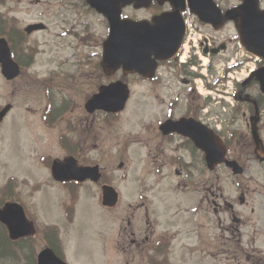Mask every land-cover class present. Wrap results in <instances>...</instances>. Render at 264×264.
<instances>
[{"label":"flooded vegetation","instance_id":"obj_1","mask_svg":"<svg viewBox=\"0 0 264 264\" xmlns=\"http://www.w3.org/2000/svg\"><path fill=\"white\" fill-rule=\"evenodd\" d=\"M244 2L245 0H237V2L233 0H140L123 5L121 7L122 17L134 22H142L145 29V64L142 66L144 72L132 71L129 74H124L121 69L113 75H107L102 68L104 57L101 48L110 31L108 20L100 11L91 7L87 0L73 2L76 6H72V9L76 13L80 12L83 15L82 10L86 9L88 13L93 12L103 18L108 32L102 39L101 36L92 37L89 30L91 21L83 20L82 33L84 37H81L78 34H71L76 29L72 30L71 24L68 23L67 34L77 38L80 44L92 46L93 52L82 55L80 58H73L69 63H72L71 68L74 71H59L62 75L61 83L53 81L54 77L59 74L57 72L52 73L53 82H45L49 90L56 88L55 92L64 93L61 99L57 98L58 95L55 97V94H50L49 105L44 112L47 125L54 127L56 122L63 121V115L68 110L78 112L73 120L69 118L68 131L65 130L57 135L60 153L48 158L43 156L45 159H50V161H46L45 166L49 170L51 184L53 182L59 185L67 197L64 198L61 206L66 222L71 220L70 224L75 225L76 223V208L73 202L80 196L82 189L93 188L97 204L102 206L106 212L115 211L121 204L123 194L113 184L115 172L107 173L102 166V162L107 157L105 155L108 154H101V145L93 141L89 143V145L94 143L91 150L86 149L85 144L89 141L84 136L83 127L98 124L101 116L118 118L125 112L126 108L118 113L104 111L90 102L98 95L103 85H111L117 81L128 85L131 92L130 101L132 87L129 82L125 81V78L128 77L130 79L137 78L152 85L150 87H152L155 98L161 102L156 104L155 109H146V114L143 117L147 119L148 124H144L143 142L148 148L149 158L152 159L150 172L153 177L164 175L166 170H169L170 167L173 168L177 177V182L173 184L177 196L191 195L201 185L197 175H207L204 179V193L201 190L202 199L198 198L200 201L198 204L202 209V204L206 201L208 204L211 203L213 212H219L221 204L212 198L215 195L214 185L210 181L211 176H208L215 170L209 169L204 151L195 144L196 139H204L210 131H215L223 139L228 149V156L240 163L244 168V173L247 171V167L240 161L247 153L244 150L250 149L256 163L264 166V161L258 159L263 158L261 149L264 148V91L259 78L254 76V72L264 68V57L248 55L245 52L241 54L237 49L238 43L241 42L237 22L226 19L227 13L231 9L238 8ZM5 3L7 0H0V5ZM257 4L256 10L264 15V0H257ZM12 19L16 20V18ZM257 19L264 21V16ZM9 23L3 12L0 11V38L7 41L13 58L21 63L22 72L24 68L22 60H28V63H31L32 52L26 53L22 47L19 50L16 48V43L20 42L22 45L25 40L24 32L16 26H10ZM46 28L45 26L40 30ZM35 31L39 30L34 29V31L28 32V29H25L28 35ZM196 34L205 36L198 46L193 44V36ZM259 35L261 36L262 33L260 32ZM215 50L216 52L219 50V52L215 53ZM219 60L225 64L227 77L235 79L236 75L240 74L241 80L238 79L237 83L232 82L230 86L223 84V80H219V78L212 81V78L217 75L215 67ZM82 65H88L90 70H86L84 73H89V78L94 81L99 80V83L86 88L81 103L78 95L68 93L65 86L77 87L80 85ZM119 72H122V78L121 76L113 78ZM101 79L106 82H102ZM63 82L65 86H62ZM58 85L59 87H57ZM220 85H224L226 88L221 89ZM147 90L143 93L145 100L151 98L149 90ZM229 93H231L232 100L227 103L225 98ZM218 98H222V101H218ZM60 102L61 106H59ZM153 104L146 102L145 106L150 107ZM64 106L69 109L60 113V109ZM46 127L48 128V126ZM258 142H260V151H257ZM125 143L131 144L132 141ZM257 152L260 153V157ZM71 158L75 159L76 167L92 168L97 166L100 168V176L94 180L93 173L86 171L81 172L78 175L79 179L76 180L71 176L76 175V169L64 164L65 171L70 172L71 175H68L65 181L56 179L52 171L55 160L66 161ZM119 168H125L124 162L120 163ZM128 177L130 175L127 171L125 178ZM152 184L154 186L147 190L148 193L146 191L141 193L135 202L134 199L131 200V203L126 206V210L124 209L127 214L122 217V220L116 218L120 225L117 226V223L114 225V233L118 236L103 238L101 246L103 251H109L113 244L115 264H173L171 255H181L182 253L185 256L184 262L188 259L183 249H190V247H179L181 232L176 226L179 225L180 216L174 206L169 205L168 209L171 213L169 218L171 217L176 223L170 224L171 227L167 222L160 221V214H155V211H159L162 206L159 200L154 202V196L156 197L155 191L160 192L161 188H159L160 184ZM246 185L244 181L241 182L244 189L243 196H240L242 203L245 202L244 196L248 191V185L247 187ZM107 186L118 189L119 204L116 207H109L103 203L104 188ZM8 191L9 187L5 193ZM12 198H14L13 193L0 197V208L7 203H17L24 207L34 229L31 241L32 244H35V239L42 235V232L39 231L40 227L31 218L23 200L17 201ZM198 200L195 203L196 208L189 207L188 209L196 210L194 212L197 215L199 214ZM227 208L234 210V205L229 203ZM73 215L74 217L71 219ZM202 217L199 219L201 221H198L197 217L195 219V221L197 220L195 233H197L198 224L200 227L207 228L208 221ZM234 222L240 223L241 219L235 216ZM0 224L4 226L1 222ZM45 227V248H51L60 258L69 263L68 256L66 257L62 253L58 228L48 226V224ZM5 229L7 231V228ZM223 245L222 247L225 248V243ZM204 246H196L194 251H185L190 256L194 252L212 255L214 251L213 237H206ZM94 264H101V261Z\"/></svg>","mask_w":264,"mask_h":264},{"label":"rangeland","instance_id":"obj_2","mask_svg":"<svg viewBox=\"0 0 264 264\" xmlns=\"http://www.w3.org/2000/svg\"><path fill=\"white\" fill-rule=\"evenodd\" d=\"M233 1L237 2V0ZM73 2L79 0H7V3L0 5V11L10 22L9 25L20 28L25 34L22 45L20 42L16 43V48L19 50L22 47L24 52H32L31 63L26 64L28 60H22L25 65L23 71L13 80H6L0 67V109L7 104H13V110L0 124V197L13 193L12 200H23L31 218L40 227L39 231L42 235L35 239V244H32L31 240L25 243L29 252L32 251L36 258L45 248L44 230L48 224L58 228L62 253L68 256L66 259L70 264H94L99 261L101 264H115L113 244L109 251H103L101 249L103 238L118 236L114 233V225L116 223L117 226L120 225L116 218L122 220L127 214L126 206L131 200L137 201L138 196L147 192L154 186L152 183H155L160 184L161 190L155 191L154 202L159 200L162 206L159 211H155V214H160V221L169 225L175 224L176 222L169 218L171 213L168 209L169 205H173L180 216L179 225L176 226L181 232L179 247H190L183 249L188 256L185 262L183 253L172 254L173 264L264 263V166L256 163L251 150L248 149L244 150L247 153L240 160L247 167L245 173L239 176L233 175L230 170L221 166L212 174H208L214 185L215 195L212 198L221 204L219 212H213L211 203L208 204L206 201L202 204V209L198 204L200 203L198 198L202 199V191L204 193V179L207 175H197L201 185L191 195L177 196L173 185L177 182V177L172 167L166 170L164 175L153 177L150 172L152 159L149 158L148 148L143 142L144 124L148 122L143 116L146 114V109H155L156 104L161 102L155 98L150 87L152 85L137 78H125L132 87V97L124 113L118 118L101 116L98 124L83 127L84 136L89 141L85 144L86 149L91 150L92 145L97 142L101 145V154H108L105 155L107 157L102 162V166L107 173L115 172L113 184L123 194L120 206L115 211L106 212L97 204L93 188L82 189L80 196L73 202L76 208L75 225L70 224L71 220L68 222L64 220L61 206L64 198L67 197L59 185L53 182L51 184L50 173L45 166L46 161L50 159H45L43 156L48 158L60 153L57 135L65 130L68 131L69 118L73 120L78 112L76 110L71 112L67 106L66 108L64 106L60 109V113L68 111L64 113L63 121L56 122L54 127L47 125L44 112L49 105L50 94H55V97L58 95L57 98L61 99L64 93L55 92L56 88L49 90L45 82L61 83L60 72L74 71L71 68L72 63H69L73 58L92 54V46L78 43V39L71 35L78 34L84 37L83 20L91 21L89 30L92 37L101 36L102 39L108 32L103 18L93 12L88 13L86 9L82 10L83 15L80 12L76 13L72 9V6H76ZM37 23H43L47 28L30 35L26 34V27ZM68 23L71 24L72 30L76 29L71 34L66 32ZM87 66L82 65L79 86L67 87L63 85L64 82L62 83V86L68 89V93L78 95L81 103L86 88L99 83V80L94 81L89 78V73H84L90 70ZM53 72L59 74L52 81ZM121 73L113 78L120 76L122 78ZM102 82L106 81L102 80ZM147 89L151 98L145 100L143 93ZM73 96L76 98L75 95ZM146 102L154 104L146 107ZM61 105L60 102L59 106ZM91 141L94 143L89 145ZM129 141L132 143H125ZM121 162H124L123 169L119 168ZM127 171L130 175L128 180L125 178ZM242 181L248 185L244 203L240 201L244 190L241 186ZM146 183L148 184L145 186ZM8 187L9 191L5 193ZM18 195L20 197H17ZM197 200L198 215L194 212L196 210H188L189 207L196 208ZM229 203L234 205V210L227 208ZM235 216L241 219L240 223L234 222ZM73 217L74 215L71 219ZM196 217L198 221H201L199 220L201 217L208 221L207 228L198 224L197 233L194 230L197 227ZM209 236L213 237L214 242L212 255L189 252L192 254L190 256L186 253L185 250L194 251L196 246H204L205 239ZM223 243L225 248L222 247ZM25 245L21 243L23 246L21 250H27Z\"/></svg>","mask_w":264,"mask_h":264},{"label":"water","instance_id":"obj_3","mask_svg":"<svg viewBox=\"0 0 264 264\" xmlns=\"http://www.w3.org/2000/svg\"><path fill=\"white\" fill-rule=\"evenodd\" d=\"M88 3L96 8L109 19L111 24V33L108 40L104 43V61L103 66L109 74L123 67L125 73L130 71L143 72L142 66L145 64V29L142 22H133L121 18V5L140 0H87ZM257 0H246L245 3L236 9L230 10L227 19H233L237 22L241 33L242 43L246 49L256 55L264 57V21L257 18L262 17L257 9ZM43 25L34 24L29 26L28 32L34 29H40ZM262 33L260 36L259 33ZM0 61L3 67V74L9 79H14L20 74V66L11 57V51L5 39L0 38ZM261 81L264 91V68L254 73ZM127 85L117 82L110 86H104L101 93L91 103H96L103 109L120 110L124 107L129 97ZM111 106V108H108ZM113 107V108H112ZM12 105H7L0 112V121L4 119L11 110ZM195 143L201 147L207 155V162L210 168L218 164L225 163L233 170L235 174H240L243 169L237 161H231L226 158V146L222 140L212 131L204 139H196ZM64 164L76 169V175L65 171ZM75 161H55L53 171L59 179H65L71 175L73 179H79L81 172L91 171L93 179L99 177L97 168L89 170L75 166ZM78 170V171H77ZM118 194L112 187L104 188V204L108 206L116 205ZM0 220L7 225L11 238L16 240L22 236L33 234V228L28 222L23 207L18 204H7L0 209ZM39 264H66L59 259L53 250L46 249L39 255Z\"/></svg>","mask_w":264,"mask_h":264},{"label":"trees","instance_id":"obj_4","mask_svg":"<svg viewBox=\"0 0 264 264\" xmlns=\"http://www.w3.org/2000/svg\"><path fill=\"white\" fill-rule=\"evenodd\" d=\"M29 241L30 238L23 239L19 242L10 240L5 227L0 224V262H3L2 264H19L20 262L36 264L34 254H32V251L29 252L28 246L25 245ZM21 243L27 247V250H21V247H23Z\"/></svg>","mask_w":264,"mask_h":264}]
</instances>
